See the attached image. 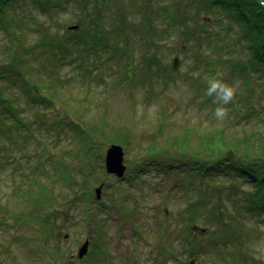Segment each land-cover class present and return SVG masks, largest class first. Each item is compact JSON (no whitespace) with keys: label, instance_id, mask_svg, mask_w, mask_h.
<instances>
[{"label":"rangeland","instance_id":"rangeland-1","mask_svg":"<svg viewBox=\"0 0 264 264\" xmlns=\"http://www.w3.org/2000/svg\"><path fill=\"white\" fill-rule=\"evenodd\" d=\"M58 1L60 6L48 13L40 12L28 0L7 9L5 18L12 23L9 31L0 25V63L12 66V55L25 56L27 62L19 59L17 69L27 78L45 83L48 89H40V92L54 96V102L59 100L58 96L65 98L64 106L71 110L68 116L93 131L102 165L92 174L94 179L99 177L90 187L93 203L88 205L93 213L85 215L86 201L81 197L84 187L78 181L80 177L75 180L79 165L77 154L82 145L78 140L83 138L76 140L78 132L75 130L77 137L72 136L69 120H64L65 133H48L49 127L58 130L53 118L56 114L45 111L43 105L30 104L27 91L18 86L16 80L0 82V92L9 96L19 110L17 120H25L33 132L24 141L23 131L12 134L14 141L0 136V149L8 151L9 159L0 156V264H264L263 222L242 219L253 227L239 243L242 246L238 245L239 251L246 252L245 260L243 256L233 259L237 254L224 259L220 253L205 250L212 244L208 239L213 237V231L205 229L207 233H201V211L198 217L196 215L198 221L190 220L188 203H184L186 195L194 194L182 190V182H178L174 173L167 176L148 160L158 156L185 159L188 152L165 145L168 137L186 130L190 132L188 148L198 146L200 130L220 126L235 131L228 121L231 110L223 121H218L210 112L201 88L195 87L202 81L203 69L202 64L193 66L196 58L192 49L178 53L174 45L176 34H170L173 26L167 27V33L164 31L166 21L164 24L153 21L154 14L163 17V8L172 6L173 11L192 18L201 19L205 13L197 14L192 0H88L101 3L100 12L107 23L127 25L116 47L126 50L128 46L129 51L125 57L117 53V58L121 59L108 63L107 49L99 54L100 61L92 70L89 68L92 62L73 69L70 65L81 61V44L74 50L68 45L72 42H67L69 51L58 49L56 60L49 58L46 48L41 46L43 38L46 36L48 41L59 32L74 37L82 34L87 25H104L105 31L108 28L103 20L102 24L96 22L95 13L87 17L81 12L79 15L77 0ZM69 25H78V28L67 30ZM151 25H156L157 33L145 48L143 32ZM42 26L45 32H41ZM29 51L34 56L28 55ZM144 52L149 56L155 54L162 68L170 72L150 80L156 64L148 74L137 76L138 81L136 77L134 81L126 80L124 74L130 79L131 71L124 70L125 62L140 66ZM142 77L144 81L140 80ZM50 80L54 85H49ZM38 112H44V116L39 118ZM111 143L122 147L125 179L107 177L104 173L103 156ZM58 162L71 167L74 182L58 179L57 169L62 168ZM133 171L135 175L129 177ZM100 182L104 183V188L101 198L95 201L93 189ZM46 218L51 224L50 234L45 229L40 233ZM85 239L90 241L88 251L78 260L75 253ZM194 240H199L196 246L192 244Z\"/></svg>","mask_w":264,"mask_h":264},{"label":"trees","instance_id":"trees-1","mask_svg":"<svg viewBox=\"0 0 264 264\" xmlns=\"http://www.w3.org/2000/svg\"><path fill=\"white\" fill-rule=\"evenodd\" d=\"M28 1L37 6L42 13H48L60 6L58 0ZM24 2L25 0H0V25L4 26L6 31H9L12 23L5 18L7 9ZM77 3L79 15L81 12L85 13L87 17L91 13H95L96 22L99 24L105 22L108 30L105 31L104 25L98 27L87 25L82 34L77 33L74 37L68 33L59 32L54 34V38L51 37L46 41L47 37L45 36L41 46L46 48L47 56L55 57L57 60L58 49L69 51L67 42H72V45L70 43L68 45L71 48L74 47V50L81 44V54H79L81 61L78 65H70L73 69L82 67L83 63L92 62L89 67L92 70L93 66L100 61L99 54L107 49L108 63L114 62L115 59L118 61L121 59L117 58L119 57L117 53L125 57L129 51L128 46L126 50H120L116 47V42L122 31L126 32L127 25L115 26L111 21L107 23L105 16L100 12L101 3L88 2V0H77ZM192 3L195 12L197 14L204 12L205 17L197 19L196 16H193L192 18L186 13L173 11L174 7L172 6L163 8L165 13L163 17L154 14L153 21H161L163 24L166 21L167 26L164 25V31L167 33V27L172 25L170 34H176L174 45H176L177 52H187L192 49V54L196 58L192 63L193 66L202 64L203 70L200 76L203 78H201L202 81L196 83L195 87H200L203 91V96L206 97V102L211 107L210 112L214 111L217 103L214 102V97H208L205 94L207 78L219 71L224 74L226 82L239 81L235 98L227 105V108L232 112L228 121L232 123L231 126L235 131L220 126L211 127L207 131L200 130L202 132L200 134L203 136H199L198 146L194 148L190 145L188 148L187 134L189 135L190 132L186 130L183 134L168 137L165 145L166 148L174 145L178 151L188 152L185 159L178 156L175 158L158 156L154 160H148L153 162L154 168L161 169L167 176L174 173L178 182H182L180 184L182 190L194 194L186 195L184 203H188L186 209L192 215H190V220L198 221L197 214L201 211L203 228L213 231V237L208 239L212 240V244L205 250L211 249L213 254L220 253L224 259H227L228 255L237 254L233 259L243 256L242 259L245 260L246 252L239 251L238 245L242 246L239 243L241 240L244 241V237L249 235L248 232L253 227L250 226L251 224H245L242 219L252 218L258 223H264V7L259 4V0H192ZM141 24L145 26L144 22ZM156 29V25H151L143 32L146 36L145 48L150 45V39L156 35ZM40 30L45 32L44 26L40 27ZM113 41L115 42L112 43ZM25 50L28 51V48H24ZM28 55L34 56V53L29 51ZM130 55L131 53H129ZM19 59L27 62L25 56L18 58L16 53L11 56L12 66L8 63H0V82L16 80V84L21 85L27 91L26 98L31 102L30 104L43 105L42 108L45 111L51 110V113L56 114L53 118L56 120L58 130L49 127L48 133L53 134L54 132V135L59 132L65 133L67 129L64 120H69L72 124L70 128L72 136L75 138L78 136L76 140L83 138L82 141L78 140L82 145L77 154L79 165L76 168L75 180L77 176L80 177L78 181L84 187V190L81 191V197L86 201L84 213L85 215L92 214L91 206L88 205V203H93L90 187L99 178L96 176L94 179L92 174L96 167L102 168L93 131L68 116V112L71 114V110L65 108V98L58 96L59 100L56 99L55 103L54 96L50 94L47 96L40 92V89H48V86H45V83H38L35 78H27L22 71L18 70L16 63ZM141 59V65L137 67L130 66L131 63L128 61L125 62L124 70L131 71L130 79L127 78L126 73L124 74L126 80L134 81L133 78L136 77V81H138L141 74H148V70L152 69L151 66L156 64L155 70L153 73L151 72L150 80L155 79L158 75L164 76L165 72L167 74L170 72L162 68L163 65L158 62L155 54L149 56L147 52H144ZM44 65L46 66V62ZM140 80L144 81V78L142 77ZM53 83L54 81L50 80L49 85H54ZM1 90L2 88H0ZM43 114L44 112H38L37 116L41 118L44 116ZM0 115L4 116V118L0 116V136L14 141L12 134H16V131L19 133L23 131L22 141H24L32 135V129L25 120H17V116L20 115L18 108L9 96L1 92ZM158 127L156 134L159 135L162 124ZM74 130L78 132L77 136L74 135ZM0 152L1 157L5 156L9 160L8 151H4L3 148L0 149ZM146 162L142 161L144 164ZM62 163L65 164L63 160ZM58 164L62 166L57 169L58 179H68V181L74 182L71 167L60 162ZM141 166L144 167L143 164ZM135 173L133 171L128 176L132 177ZM126 177L127 174L122 179ZM205 181L207 185H203ZM72 184L70 182V185ZM42 226L40 233H43L45 229V232L50 234L52 228L47 218L43 220ZM198 243L199 240L192 241L194 246ZM56 249H58V245L55 247V251Z\"/></svg>","mask_w":264,"mask_h":264},{"label":"clouds","instance_id":"clouds-1","mask_svg":"<svg viewBox=\"0 0 264 264\" xmlns=\"http://www.w3.org/2000/svg\"><path fill=\"white\" fill-rule=\"evenodd\" d=\"M238 88L239 81L228 83L224 79V74L219 71L207 78L205 94L214 97V102L217 103L213 115L218 121H223L228 116L227 105L234 100Z\"/></svg>","mask_w":264,"mask_h":264},{"label":"water","instance_id":"water-1","mask_svg":"<svg viewBox=\"0 0 264 264\" xmlns=\"http://www.w3.org/2000/svg\"><path fill=\"white\" fill-rule=\"evenodd\" d=\"M78 28V25H69L67 30H75ZM104 169L107 175H114L118 178H121L125 171V166L123 164V150L120 145L110 144L104 152ZM103 183H100L97 187L93 189L94 197L98 200L101 196V189ZM195 229V227H192ZM205 229H200V232L203 233ZM89 245L88 239L84 240L83 243L77 248L76 256L78 259H81L87 252Z\"/></svg>","mask_w":264,"mask_h":264},{"label":"built area","instance_id":"built-area-1","mask_svg":"<svg viewBox=\"0 0 264 264\" xmlns=\"http://www.w3.org/2000/svg\"><path fill=\"white\" fill-rule=\"evenodd\" d=\"M264 3V1H261V4H263Z\"/></svg>","mask_w":264,"mask_h":264}]
</instances>
